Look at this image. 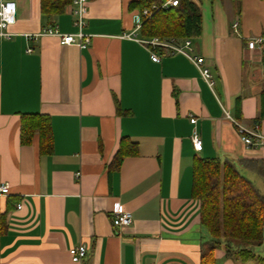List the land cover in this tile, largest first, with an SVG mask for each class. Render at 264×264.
<instances>
[{"label": "crops", "instance_id": "1", "mask_svg": "<svg viewBox=\"0 0 264 264\" xmlns=\"http://www.w3.org/2000/svg\"><path fill=\"white\" fill-rule=\"evenodd\" d=\"M4 1L15 3L16 20L12 35L0 37V185H9L0 193V264H199L209 237L191 194L194 157L232 162L264 197V141L246 146L235 124L257 125L264 136V41L247 46L264 37V0L200 2L201 35L190 39L212 87L185 56L154 62L146 45L125 36L151 38L134 31L140 10L129 4L137 0H87L91 39L82 49L52 35L27 37L47 26L75 32L70 3L47 16L40 0ZM22 113L49 116L50 153L40 152L37 133L21 143ZM123 137L135 152L114 167ZM115 202L132 214L121 230L111 222ZM79 244L86 253L74 262L70 249ZM214 258L254 264L222 246Z\"/></svg>", "mask_w": 264, "mask_h": 264}, {"label": "trees", "instance_id": "2", "mask_svg": "<svg viewBox=\"0 0 264 264\" xmlns=\"http://www.w3.org/2000/svg\"><path fill=\"white\" fill-rule=\"evenodd\" d=\"M71 0H40V11L47 16L61 13ZM164 0H137L130 9H152L144 18L140 34L144 37L198 38L201 35L202 0H178L175 6L160 7ZM238 1V0H237ZM38 134L42 153L52 151L51 121L41 113L20 115L21 143L31 142ZM135 152V144L128 138L120 140L112 165L118 167L123 158ZM191 194L199 204V221L209 240L203 243L199 264H215L214 250L223 247L225 254L235 260H264L248 246L263 242L264 197L252 182L228 161L217 157H194L192 162ZM6 231L5 213L0 212V236ZM235 245L243 247L236 248Z\"/></svg>", "mask_w": 264, "mask_h": 264}, {"label": "built area", "instance_id": "3", "mask_svg": "<svg viewBox=\"0 0 264 264\" xmlns=\"http://www.w3.org/2000/svg\"><path fill=\"white\" fill-rule=\"evenodd\" d=\"M87 0H71L69 7L71 15L73 16V25L76 27V31L73 33H63L57 30L56 26H47L41 29L37 34H28V38H36L40 35H52L58 38L61 44H74L79 48H85L90 44L91 35L85 33L83 28L86 24L87 14ZM178 4V0H164L160 7L167 8L169 6H175ZM156 8L152 5L150 8H143L142 10L134 14V31L141 27L144 18H148L152 14V9ZM16 7L15 3L11 1L0 0V37L9 38L12 33L8 30V27L15 23ZM238 25L237 21H233L231 27L236 30ZM128 38L135 39L140 43L146 45L150 52V58L152 61L157 62L160 60L162 54H181L185 56L200 72V75L208 84L209 87L213 86V79L209 69L204 65V58L194 52L192 40L190 38H184L182 41H178L176 38H160L157 36L140 39L130 34L125 35ZM264 37H256L250 39L247 42L248 48H254L258 43H262ZM27 51H31L30 48ZM160 52V53H159ZM230 118V116L227 114ZM232 119V118H231ZM233 120V119H232ZM189 121L193 124V130L191 134V142L195 151L202 150V140L196 128L197 118L190 115ZM234 122V120H233ZM235 123V122H234ZM238 134L243 143L248 147H256L264 141V136L259 134L258 126L247 128L243 125L235 123ZM79 175V174H76ZM9 185L4 182L0 185V193H7ZM20 208L21 204H17ZM112 225L117 229L121 230L123 227L128 226L132 222V214L129 210L123 208L120 202H115L112 210ZM71 259L74 262H80L82 257L86 253V246L79 244L73 246L70 249ZM153 264V263H150Z\"/></svg>", "mask_w": 264, "mask_h": 264}, {"label": "rangeland", "instance_id": "4", "mask_svg": "<svg viewBox=\"0 0 264 264\" xmlns=\"http://www.w3.org/2000/svg\"><path fill=\"white\" fill-rule=\"evenodd\" d=\"M236 248L238 247H243L241 245H235ZM254 253H256L257 255L264 257V239L263 242L260 245H250L248 246ZM235 260V259H234ZM236 261H241V260H236ZM250 262L254 263V264H264V260H249Z\"/></svg>", "mask_w": 264, "mask_h": 264}]
</instances>
